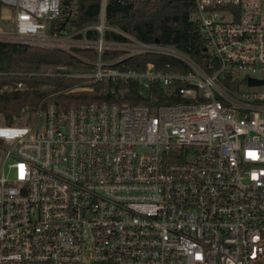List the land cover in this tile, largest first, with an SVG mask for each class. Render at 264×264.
<instances>
[{"label":"built area","instance_id":"2783aa9c","mask_svg":"<svg viewBox=\"0 0 264 264\" xmlns=\"http://www.w3.org/2000/svg\"><path fill=\"white\" fill-rule=\"evenodd\" d=\"M0 1V42L84 67L66 73L82 81L0 122V264H264V91L242 89L264 79V0H193L202 63L107 26V0L88 25L71 24L79 0ZM106 29L128 41L104 40ZM105 49L123 55L103 60ZM142 53L170 60L112 66ZM131 81L145 102L118 101ZM97 83L105 99L55 100Z\"/></svg>","mask_w":264,"mask_h":264},{"label":"trees","instance_id":"16d2710c","mask_svg":"<svg viewBox=\"0 0 264 264\" xmlns=\"http://www.w3.org/2000/svg\"><path fill=\"white\" fill-rule=\"evenodd\" d=\"M2 3L0 1V9ZM101 0H79V9L71 20L73 25L95 24L98 21ZM194 10L193 0H138L133 3H121L120 0H107L105 6V23L144 42H158L173 45L182 53L189 55L197 62L205 59L204 44L198 25L189 20ZM89 37H97L94 30ZM106 41H128L111 29L104 30ZM90 58L96 57L93 49H76ZM122 51L105 49L103 60L117 59ZM170 60L166 56L153 53H142L127 56L115 61L112 66L118 70H143L148 62L155 63L158 69H164L163 62ZM43 64L66 65L70 68L80 65V61L72 54L59 49H47L27 44L0 42V86L4 83L21 81L26 85L24 90L7 91L0 94V119L5 123L19 121L20 110L26 105L34 106L51 91H59L72 86L80 80L69 77L66 73L76 70L59 71V74L46 75ZM45 85V91L40 86ZM100 83L95 85L94 92H75L61 94L55 98L61 107L83 101L102 100L106 97L97 95ZM128 92L118 101L143 103L145 100L136 94L135 81L126 84Z\"/></svg>","mask_w":264,"mask_h":264},{"label":"rangeland","instance_id":"374dc122","mask_svg":"<svg viewBox=\"0 0 264 264\" xmlns=\"http://www.w3.org/2000/svg\"><path fill=\"white\" fill-rule=\"evenodd\" d=\"M4 13H5V11H4ZM79 55H83V56H87V55H85V54H83V53H79ZM56 66H61V68H62V70L63 71H68V70H82L84 67L83 66H81V65H78V66H76V67H73V68H70V67H68V66H66V65H54V64H43L42 65V67L41 68H43V69H47V70H55L56 69ZM80 81H82V80H80ZM243 90H255V91H264V85H260V86H254V87H252V88H249L248 86H243V88H242ZM0 122H2V120L0 119ZM16 124H22V122H17Z\"/></svg>","mask_w":264,"mask_h":264},{"label":"water","instance_id":"95a60500","mask_svg":"<svg viewBox=\"0 0 264 264\" xmlns=\"http://www.w3.org/2000/svg\"><path fill=\"white\" fill-rule=\"evenodd\" d=\"M247 83L249 85H264V79L248 78Z\"/></svg>","mask_w":264,"mask_h":264}]
</instances>
